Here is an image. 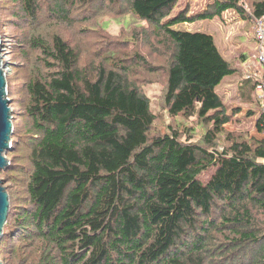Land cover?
I'll list each match as a JSON object with an SVG mask.
<instances>
[{"label":"trees","instance_id":"1","mask_svg":"<svg viewBox=\"0 0 264 264\" xmlns=\"http://www.w3.org/2000/svg\"><path fill=\"white\" fill-rule=\"evenodd\" d=\"M7 1L26 19L19 47L30 69L18 76L22 122L7 150L24 163L11 175L22 191L0 238L2 263L264 264L257 79H246L244 95L260 107L254 131L227 132L238 111L216 88L237 68L211 34L177 27L228 10L254 26L264 0H213L172 17L178 0ZM111 12L147 26L115 44L106 23H94ZM160 78L172 120L164 132L144 88Z\"/></svg>","mask_w":264,"mask_h":264},{"label":"rangeland","instance_id":"2","mask_svg":"<svg viewBox=\"0 0 264 264\" xmlns=\"http://www.w3.org/2000/svg\"><path fill=\"white\" fill-rule=\"evenodd\" d=\"M212 1L213 0H178L176 5L173 7L169 17H172L179 12H186L187 15H193L205 11L210 7ZM13 4L14 3L7 0H0V54L3 65L5 66L3 71L6 73L7 97L11 99L10 107L12 109L13 124H19L20 122H22V120L19 118V116L22 114V107L18 106V104L22 100V93L18 90V87H20L22 83L18 80V76H27V72L30 69V66L26 63V61H24L23 54L20 51L19 47L20 40L23 38V34L27 32V26L24 27L23 25H21V22L25 21L26 19L20 18L22 15L20 17L11 15L12 12H14L15 8ZM106 8L108 9V7ZM15 10H17V8ZM119 20L120 19L116 16V13L114 14L113 12H111L100 15L96 19V21H94V23L105 22V34L110 33L114 35L115 44L118 40H124V38H126L127 36V32H130L134 28V26H147L144 22L132 20L130 17L126 18L124 22H121ZM177 27L180 29L188 28L191 30H200L204 31L205 33L210 32L214 34L215 41L219 46L220 42L223 43L225 41L223 40V37L227 34L236 37L238 35H243L244 31H247L250 34V38H253L251 34L253 23H251L249 20L243 19L237 12L233 10L223 12L220 18L218 16H215L212 19H200L192 23L178 25ZM122 30L125 31L123 32ZM140 41L142 42V39H137V42L131 44L130 46H137L140 44ZM102 44L103 43H101V45ZM143 47H146L144 48L145 50L150 49L149 46L143 45ZM228 47L229 42L225 43L223 48L220 47V51L223 55H226ZM159 57L161 58V55ZM144 88L148 96H150L151 103L153 104L154 109L165 114L164 124H158L159 127L156 130L164 132L167 130L168 123L172 122L171 118L166 115L165 111H163L161 107L162 104L160 103L162 90L164 88V82L160 78L158 82L148 84ZM16 92L19 93L17 94ZM224 93L225 92L223 91L220 92V94H222L223 96L225 95ZM253 97L255 96L253 95ZM237 100L238 98H235L234 100L232 98L230 100L224 99V101H226L225 104L227 105L229 110L232 108L235 109L236 107H239L238 110H240L236 115L233 116L234 120L225 125V129L227 130V132L233 133H245L246 131L253 132L256 118L260 117L261 115L259 104L254 99L251 101H245L246 99L244 96L241 97L239 102H236ZM250 112L252 114L251 117L247 116V113ZM236 118H241L240 121H242L244 124H241V126L240 124L235 122ZM195 122L196 121H192L191 124L195 125ZM201 133L202 128L198 125L195 130V139L199 138ZM223 139V137H220L219 147H222V145L226 142ZM12 140H14V138H11V142ZM6 158L7 162L9 163L5 169H2L0 171V178L6 177L4 173L9 170V179L7 177L4 178L5 182L3 183V185L5 186L10 196V207L15 208V206L18 204L17 201L21 197L22 189L20 188V186H18V184H16V181L12 178L11 175L16 168L15 166L22 165L24 163V158L21 153H13V151H7ZM10 166H14V168L12 169ZM212 172L213 168H209L203 171L198 176V179L202 182H206ZM0 260L2 261L3 259L0 258Z\"/></svg>","mask_w":264,"mask_h":264},{"label":"crops","instance_id":"3","mask_svg":"<svg viewBox=\"0 0 264 264\" xmlns=\"http://www.w3.org/2000/svg\"><path fill=\"white\" fill-rule=\"evenodd\" d=\"M192 31H200V30H192ZM207 33L212 35L214 42L217 48L219 49V51H220V47L223 48L224 44L229 42V47L227 49L226 55H223L222 53L221 54L227 61L232 63L237 68V71L232 75H228L224 77L222 82L216 88V90L219 94L221 91L225 92L224 93L225 95L223 96L224 99L230 100L232 98L234 100L235 98H238L236 102H239L241 97L244 96L247 92H249L248 84H247L248 82H245L246 79H250L246 77L247 72L249 71L244 68L246 63L248 61H250L249 63L254 62V69L260 73L262 71V69L257 64L255 59V54H256L255 41L253 38H250L249 32L244 31L243 35H238L236 37L230 36L229 34L224 35L223 40L225 41L223 43L220 42V46H219L218 43L215 41L214 34L210 32ZM241 67L243 68V70ZM242 85L245 86L244 89L242 88ZM250 96H253L252 90L250 91ZM254 96L257 97L255 93ZM235 109L238 112L240 111L238 110L239 107H236Z\"/></svg>","mask_w":264,"mask_h":264},{"label":"water","instance_id":"4","mask_svg":"<svg viewBox=\"0 0 264 264\" xmlns=\"http://www.w3.org/2000/svg\"><path fill=\"white\" fill-rule=\"evenodd\" d=\"M1 52V39H0ZM3 62L0 54V170L5 169L7 162L6 152L11 148V138L13 133V115L10 107L11 99L7 97V80ZM4 180L0 178V238L7 221L10 209L9 194L3 185ZM0 264H3L0 260Z\"/></svg>","mask_w":264,"mask_h":264},{"label":"built area","instance_id":"5","mask_svg":"<svg viewBox=\"0 0 264 264\" xmlns=\"http://www.w3.org/2000/svg\"><path fill=\"white\" fill-rule=\"evenodd\" d=\"M253 34L256 43L255 59L257 64L262 69L261 73L254 69V62L245 65L247 72V78L257 79L254 87V93L260 101L263 112V134H264V17L254 19ZM249 63V64H248Z\"/></svg>","mask_w":264,"mask_h":264}]
</instances>
